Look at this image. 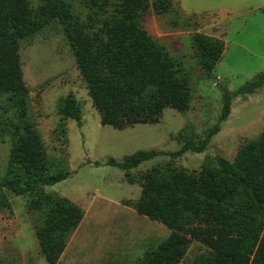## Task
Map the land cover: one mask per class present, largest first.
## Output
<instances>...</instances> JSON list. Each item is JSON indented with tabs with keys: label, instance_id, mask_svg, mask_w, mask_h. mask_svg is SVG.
Returning a JSON list of instances; mask_svg holds the SVG:
<instances>
[{
	"label": "trees",
	"instance_id": "obj_1",
	"mask_svg": "<svg viewBox=\"0 0 264 264\" xmlns=\"http://www.w3.org/2000/svg\"><path fill=\"white\" fill-rule=\"evenodd\" d=\"M0 0V137L9 150L0 176V207L8 194L28 197L39 251L56 264L84 210L54 191L69 176L65 161L50 157L29 109V89L20 63V41L57 22L70 47L100 122L116 129L159 122L163 110L189 109L191 85L179 61L142 23L148 12L173 11L174 0ZM191 46L197 65L212 77L224 51L221 37L194 32ZM264 86V72L233 91H222L215 123L203 137L189 127L176 138L180 147L163 153L138 150L105 164L124 171L140 186L136 213L165 225L166 238L143 253L138 264H179L192 241L203 251L183 264H264V129L242 142L232 158L206 156L197 170L154 165L133 177L131 169L163 153L171 158L202 152L230 112V102ZM57 111L80 125L81 108L72 94L60 98ZM99 165L98 161L94 162ZM0 264H14L0 258Z\"/></svg>",
	"mask_w": 264,
	"mask_h": 264
},
{
	"label": "rangeland",
	"instance_id": "obj_2",
	"mask_svg": "<svg viewBox=\"0 0 264 264\" xmlns=\"http://www.w3.org/2000/svg\"><path fill=\"white\" fill-rule=\"evenodd\" d=\"M174 3L171 12L144 14L142 23L179 61L190 81L191 101L183 113L165 108L154 124H135L124 129L101 124L57 22L20 41V63L29 89L30 112L47 154L63 159L70 172L66 179L45 190L69 198L84 210L82 221L56 264H138L145 250L166 238L170 230L123 203L137 199L140 186L129 183L122 169L105 162L110 158L121 161L138 150L175 151L181 145L176 135L186 127L203 137L219 116L222 91H233L264 72V1L261 7H254L258 3L252 0ZM182 3L190 10L184 9ZM194 32L224 40V51L212 77L204 75L195 61L191 46ZM67 94H72L80 105V125L57 111L58 100ZM2 99L0 96V102ZM263 129L264 86L231 100L229 115L202 152L187 151L176 158L161 153L143 161L130 173L136 177L154 165L197 170L206 156L232 160L238 146ZM8 150L7 139L0 137V176L5 171ZM27 199L8 194L7 206L0 207V258L14 264H47L26 212ZM203 249L200 243L192 241L179 264Z\"/></svg>",
	"mask_w": 264,
	"mask_h": 264
},
{
	"label": "crops",
	"instance_id": "obj_3",
	"mask_svg": "<svg viewBox=\"0 0 264 264\" xmlns=\"http://www.w3.org/2000/svg\"><path fill=\"white\" fill-rule=\"evenodd\" d=\"M254 3H258V4H256V6H254V7H261V5H262V3H263V1L264 0H252ZM182 5V7L184 8V9H186V10H190V9H187L185 6H184V4L182 3L181 4ZM260 10H263V9H260Z\"/></svg>",
	"mask_w": 264,
	"mask_h": 264
}]
</instances>
